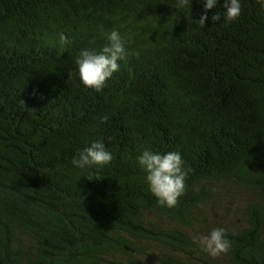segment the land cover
I'll return each mask as SVG.
<instances>
[{"label": "trees", "instance_id": "16d2710c", "mask_svg": "<svg viewBox=\"0 0 264 264\" xmlns=\"http://www.w3.org/2000/svg\"><path fill=\"white\" fill-rule=\"evenodd\" d=\"M173 5L0 0V264H264V14L243 0L201 27V0ZM113 29L129 56L96 93L69 72ZM95 139L113 160L88 179L71 158ZM144 149L181 153L176 207L148 192ZM216 227L231 247L211 257Z\"/></svg>", "mask_w": 264, "mask_h": 264}, {"label": "clouds", "instance_id": "9594fccd", "mask_svg": "<svg viewBox=\"0 0 264 264\" xmlns=\"http://www.w3.org/2000/svg\"><path fill=\"white\" fill-rule=\"evenodd\" d=\"M203 11L198 21L201 27L209 19V10L218 9L211 15V20L223 24L235 22L242 14L243 0H224L223 8H218L219 0H201ZM261 14H264V0H255ZM191 5V0H174L176 9H184ZM106 43L99 49L85 47L73 58V72L84 87L101 93L106 82L119 70L121 61L129 56L127 41L120 32L113 29L103 34ZM107 114L100 117V123H107ZM113 160V154L101 139L92 140L87 146L78 149L71 158L74 168L86 173L93 179V173H99ZM137 166L144 172V182L148 192L156 199L161 208L171 209L178 205L186 191V180L189 169L179 151H154L144 149L135 158ZM200 249L211 257L226 253L231 247L226 229L213 228L207 235L198 240Z\"/></svg>", "mask_w": 264, "mask_h": 264}]
</instances>
